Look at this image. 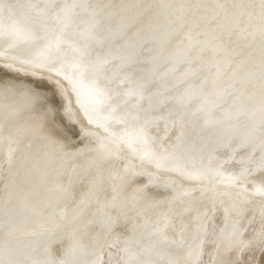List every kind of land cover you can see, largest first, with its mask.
I'll return each instance as SVG.
<instances>
[{
    "label": "bare ground",
    "instance_id": "obj_1",
    "mask_svg": "<svg viewBox=\"0 0 264 264\" xmlns=\"http://www.w3.org/2000/svg\"><path fill=\"white\" fill-rule=\"evenodd\" d=\"M177 1L179 2V0ZM73 3L88 4L89 2L88 0H0V62L12 66L17 64L18 66L15 67L30 73L45 74V76L48 75L58 83L69 101L74 105L76 109L75 111H78V115L80 117L78 120H80L81 124H85L87 126L89 125V127H85L84 129L92 131L93 127L94 129L96 127V129L104 133L105 136L110 137L111 139L114 138L117 142L125 145L128 152H130L133 156H136V158L139 157L142 159L147 165L154 168L163 163L164 167L171 165V167H174V170L176 169L174 171L175 173L178 171V177L182 178L181 174H186L185 172H187V167H190V165L187 164V159H180L177 157L176 153L180 152L178 147L181 144L179 146H175L179 136L175 135L173 130L176 129L178 131V124L186 121V111L190 108L192 110L201 101H198V98H196L198 95L196 93V89L185 90L179 100L173 103L174 107L179 106L180 108L178 109L182 110L179 115L177 114V117H175L173 113L168 116H161V113L168 106L166 100H163L165 97L161 93L158 95L156 92H154L156 93V96L151 94L147 97V93L150 89L146 91L147 89L145 88L146 90L144 91V89L142 90V86L143 84L151 81L150 79H152V75L148 73L146 77L144 76V78H142L143 72H140L141 74H139L136 65L133 66L134 62H132V60L136 61L134 60V57L135 55H138L137 53L140 51V49H138L139 47L131 49L130 53H128L130 51L129 50L127 53L124 52L125 54H109L106 47L104 50L102 47L109 43V41L113 38V35L100 33L101 27H99L100 25L98 26V23L100 22L98 17V7H100V1H96L95 4L92 5L96 8L97 12V15L95 16L94 31L90 28V24L92 23L90 18L93 16L91 10L78 8L75 10L77 15L74 16L71 21L63 19V14L57 5L63 6L64 4ZM213 9L214 10L211 12L210 19L216 23L214 25L205 22L201 23V28L198 29V37H196L197 32L186 33L185 40H183L182 45L178 46V48H176L177 46H174L173 57L175 59L172 56H169L172 58V62L177 65L178 60L184 59L183 57L186 56L187 50L195 46L198 42V46L195 47L199 49V51L203 50L204 54L207 55V61H216V68L214 69V72H212L215 76H219L221 71L225 69V66L233 60H236L235 58H238V55L239 58L241 57L248 61L249 58L246 59L248 56L246 54H248V51L250 53V50H253L254 47L257 48L254 49L257 51V55H255V53L252 54L256 57H250L249 55V57L253 59H249V61L252 60L250 63L257 64L261 58V48L264 43L262 42L258 44V38L255 37H253L252 40H249V36H247L244 31V34L241 31L242 33L240 32L237 34V38H235L236 35L234 36L233 33L235 30L231 27L236 24L237 26L240 24V26L245 27L246 23H249L252 20L249 21L248 19L242 17L240 18L242 22H239L233 18L234 10H229L226 15L225 11L223 15H218L216 13L215 15V6ZM163 10L165 9H161V11H159L162 13L166 12L164 13L166 17L175 13V18H169L179 20L183 14H185L187 6L181 7L180 3H178L177 6H173V11L171 9L169 11ZM159 11L158 13H160ZM201 20L203 21L204 18ZM258 22L259 20L252 24H259ZM161 25H164V30L162 32V35L164 36L161 37L158 45L154 46L156 47L155 50H159V48L164 45L163 43L168 40V35L166 34L172 25V22L168 19L167 23L162 21L159 22L158 25L156 24L158 27H161ZM191 27L192 26H190V28ZM222 28L224 30H221ZM152 30L155 31L156 29ZM236 30H238V28ZM58 37L61 38L59 48L56 47ZM49 45H51V47ZM241 48H245L247 51L244 53ZM121 51L123 50L121 49ZM221 52L223 55L214 59V57L217 56L216 54ZM57 54L60 57L59 59L56 58ZM81 55L84 59H86L90 68V71L86 72L84 75H81L78 69L72 67V65L79 63ZM22 61L23 63H21ZM41 63L46 67L52 66L59 69L60 75L55 76L45 69L34 67L35 64ZM81 67L83 66L81 65ZM134 69L137 71H134ZM133 73L135 76L139 75L134 77L132 76L134 75ZM166 73L167 72L164 74ZM65 76L72 77V80L69 81L68 79H65ZM178 77L180 78L178 79ZM178 77L177 82L181 81L183 78L180 75ZM77 80L80 81L79 84L76 83ZM162 81L164 82V80ZM263 86L264 85H262V87ZM161 88L163 89V87ZM259 88L261 89V87ZM262 95H264V92ZM262 98L264 97H261L260 99L262 100ZM260 99L259 102L263 103L264 99L263 101H260ZM4 103L7 105L5 106L7 111L5 112L8 113H6L4 118H2L6 120V123L2 122L0 124V162L3 160V163H6L7 173V170L9 169L8 166L14 155L13 152L16 149V140L25 137H38L39 134L35 131V129L33 131L29 130L27 125L22 122L19 116L13 115V112L18 110L17 108L6 100H4ZM209 107L212 106L209 105ZM185 109L187 110L183 111ZM197 110L199 111V109ZM150 111H155L154 114L157 112L159 113L158 115H152ZM189 113L190 112H188V115L191 114ZM215 128H217V126L213 129ZM188 129L187 132L190 130ZM209 131L211 130H208V132ZM234 135H237V133ZM251 136L252 138L255 137L254 135L244 138L239 136L242 138L239 139V137L235 138V136L231 140H227V142L225 141V147H220L219 151L214 152L218 153V155H213L214 159L212 162L203 163L202 165L200 161H197V163H200L201 166L198 167L199 164L195 165L196 180L199 181L201 179L205 183H212L221 188L210 192L206 191L204 194L197 192L196 190L195 194L193 193V190V194L190 196L184 198L183 196L181 198L177 196L178 199L174 198V202L172 203L158 202L156 205L150 204L144 208H140L141 204L139 195L145 192V188L140 187L132 194H129L130 197L118 200L120 207L116 206L117 208L115 210L118 215L108 228H106V224L103 223L105 218L101 217V215L97 212L96 206L99 204L96 205L98 202L95 203V201H97L100 196L101 198H105L107 201H114L118 199V197H109L113 196V194L117 191L118 187L121 185V177L126 175L128 172L122 173L118 180H116L112 173L111 177L113 181L109 183L107 188L105 186L104 189L103 183L105 182L106 177V163H109L107 161L109 158L107 156L108 152L103 147L99 146L100 148L96 147V149H92L93 147H91L89 151H81L74 157L70 156L68 158L66 156V158H64L66 159V162L67 160L70 161L71 158L74 160V162H72L73 167L70 170H67L69 169L68 162L64 164L65 167L63 165L65 169L63 168L62 172L61 169L60 171H51V166L44 170L37 168L36 172L39 171L42 175L41 179H48L47 175H51V179L49 178L51 183L49 190H45L44 192L47 191L45 194L42 193V198L40 194L39 197L41 199H37L40 202L36 201L35 205L25 203V205L27 204L28 209H25V206L21 207L22 209H18L17 211L13 209L15 211H13L14 215H9L10 219H7L6 216H2L3 214L1 211L3 203L8 201L11 196H16L18 199H15L22 202L29 193L31 194L36 192L38 185L36 181H34V172L24 175V177L18 182H16L14 178L13 184L17 185L16 188H12L10 191L4 190L1 202L0 245L2 244L5 246V242L8 238H12L15 241H11L8 249H0V260L7 259L12 261V264H44V262L49 258V253L52 252L56 255L57 259L66 260L67 264H72L70 262L79 264H95L98 262L99 264H115L117 260L124 257L126 252L130 255H134V258H139L149 254L147 250L150 249L154 253L151 256V262L149 258H143L141 261L143 260L148 262L149 260L150 263L154 262L157 264H186V262L193 257L195 258V264H204V259L206 260V258L202 257L207 255L210 257V260H213L215 263V259L219 254V251L222 250L221 248L226 249L236 245H242L243 243L241 241H243L246 245H242L244 250L239 257V260L243 263H246L245 261H258L260 260L261 253L264 250V213H260L259 210H252L255 213L253 215H257L256 217H250L252 215L250 213L245 216L246 207L238 204L234 208L232 201L234 200L233 202L237 203L239 202V199H242L245 204H249L250 199H244V195L239 194L240 192L234 196V193L232 195L224 193L233 200L231 198L230 200L229 197L220 198L218 193L219 190H221V192L222 190L228 192L225 188L236 185L237 187L239 186L242 188L245 195L247 194L256 198L260 197L264 199V193L258 191V189L264 188V165H260L261 167L257 170L255 169L254 171H250L249 176L247 175L246 177L243 176L241 169L247 163L252 164L253 161L246 162L240 167L241 173L237 176V168L239 169L237 163H243L240 156L248 152L249 142H246L244 145L239 144L247 141V138H250ZM34 144L33 146H35ZM106 144L108 143L106 142ZM46 148H48V146ZM261 148L262 147L259 146V148L256 149L257 151H260ZM110 151L113 150L111 149ZM205 151L207 150L203 149L199 152V155L211 158L212 156L210 155L205 156L207 155L205 154ZM210 151L207 153L210 154ZM54 155L56 154L54 153ZM191 155H193V153H191ZM261 155L263 156V154ZM105 156L107 158H105ZM110 157L112 156L110 155ZM197 158L200 157L197 156ZM263 158H259V160L263 162ZM204 161H206V159ZM114 162L116 163V161ZM56 163L53 164L55 165ZM115 165L117 167V163ZM113 167L111 169H113ZM203 167H208L207 173H203L205 171H203ZM134 168L135 167H133V171L135 170ZM169 169L171 171V168ZM242 177L247 178L246 181L243 182ZM258 177L259 179L255 180V178ZM201 180L200 182H202ZM114 183L116 186L113 188ZM236 186L234 187L236 188ZM10 187L12 186L10 185ZM186 187L187 186L185 185L184 189ZM177 192L178 191H176V193ZM87 194V198H84ZM81 196H84L83 199H80ZM152 200L154 201L153 198ZM12 203H14V201H12ZM15 204L16 203H14V206ZM212 204H218V206L215 207ZM220 206H222V208L224 207L222 214H220L223 216L222 218H225L224 216L226 215V220L224 221V219L221 218L224 223H219L218 226H213L216 229L213 231L215 232V236L212 241L210 240L209 243L208 241L203 242V237L208 235L207 233L210 230V219L212 217L214 219H219L217 211L220 210ZM76 207H79L77 208V212L73 210L75 211V214L63 223L62 220L64 219L66 212L69 209ZM229 208L231 212L228 211ZM211 211L215 212L213 216ZM225 211H228L227 214H224ZM26 214L29 221L30 219L32 220L30 223H28V221L21 223L22 219H20L19 216H26ZM107 214H111V212ZM38 215H43V217L39 219L37 218ZM109 216L108 219L110 218ZM111 217L113 218V216ZM254 223H256V225H254ZM104 232H106V236L102 237V239L98 242L99 246L96 249L92 248L93 252L87 251V249L93 245V242L91 244L93 238L96 237V240L99 239L100 233L102 234ZM44 237H48L46 238V240L48 239L47 244H45V247L40 252L36 249V247L38 246L39 240L44 239ZM144 238L145 240H142ZM253 248L254 250H252ZM188 253L189 255H187ZM197 253L199 254L197 255ZM206 264L208 263L206 262Z\"/></svg>",
    "mask_w": 264,
    "mask_h": 264
},
{
    "label": "rangeland",
    "instance_id": "obj_2",
    "mask_svg": "<svg viewBox=\"0 0 264 264\" xmlns=\"http://www.w3.org/2000/svg\"><path fill=\"white\" fill-rule=\"evenodd\" d=\"M96 1L97 2L100 1V7H98V9H99L98 17L100 20V22L98 23V26L100 25L99 27H101L100 33L106 34V35H111V34L113 35V38L109 41V43H107V45L103 46L102 49L104 50L106 47V50L109 54H115L116 55V54H120V53L125 54L129 50L130 51L128 53H130L131 49L139 47L138 49H140V51L137 53L138 55H135V57H134V60H136V61L132 60V62H134V64L132 62L131 63L133 64V66L136 65L139 74H141L140 72H143L142 78H144V76L146 77V75H148V73H150L152 75V79H150L151 81H149V83L143 84V86H142L143 87L142 90L144 89V91L146 89H147L146 91H148L149 89L151 90V91L150 90L148 91L147 97H148V95L150 96L151 94H154L156 96V93L158 95H159V93H161L165 97L163 100H166V103L168 106L161 113L162 115L160 114L161 116H168V115L173 113L174 116L177 117V114L179 115L182 112V110L178 109V108H180L179 106L174 107L173 103L175 101L179 100L180 96L183 94V92H185V90H189V89L195 90L196 89V93L198 94L196 98H198V101H200V100L201 101L192 110H191V108L189 110H187V109L183 110V111L187 110L186 114H185V117H187V118H185L186 121L184 123L178 124V126H179L178 131L176 129L173 130L174 134L179 136V138L177 139V141L175 143V146H179L181 144L178 147L180 149V152L176 153L177 157H179L180 159H182V158L187 159V161H188L187 164H189L190 167L188 166L187 172H185L186 174H181L182 178H179L178 177V171H176V173H175L174 171L176 169L174 170L173 169L174 167L173 166L171 167V165H168L169 167L168 166L164 167L163 166L164 163H163V164H160L159 166H156L155 168L151 167L150 165H147L142 159H140L139 157L136 158V156H133L130 152H128L126 149L127 147L125 145H123L120 142H117L114 138L111 139L110 137L105 136V134L98 131V129H96V127H95V129L93 127V129H92L93 132L90 130L84 129L85 127H89V125L87 126L83 123L85 125L84 126L81 124L80 120H78V118H80L78 115V111H75L76 109H75L74 105L69 101L66 94L62 91L61 87L58 85V83L54 79H52L48 75L45 76V74H36L35 73V75H32V73H30L28 71H25V70H22L18 67H15V66H18L17 64H14L15 66H12V65H8V64H4V63L0 62V124L2 122L6 123V120L2 119V118H4L5 114L8 113V112H5V111H7L5 106H7V105L4 103V100H6V101L10 102V104L13 105L15 108L18 109L15 112H13V115L19 116V118H21L22 122L27 125L29 130L33 131L35 129V131H37L39 134L38 137L37 136H34L32 138L25 137V138H19L16 140V142H17L16 149L13 152L14 155H13V158H12L10 164L8 162L9 169L7 170V173H6V168H7L6 163L5 162L3 163V160L0 162V208H1V202L3 199V195H4V190L10 191V190H12V188L15 189L17 186L16 184H13L14 178H15L16 182H18L24 177V175H27V174L34 172L33 173L34 179H35L34 181H36V183L39 185V186L37 185L36 192L31 193V194L29 193L22 202L18 201L17 200L18 198L16 196L15 197L11 196V197H9L10 199L8 201L3 203L1 212L3 214L2 216H6L7 219H10L9 215H14V213H13L14 210L17 211L18 209H22L21 207H23V206H25L24 207L25 209H28L27 204L35 205L36 201L40 202L39 200L42 198V195L47 192V191L46 192H44V191L49 190V188H50L49 186L51 185V183L49 181L51 179V175H47L48 179H41L42 175L39 173V171L36 172L37 168L44 170V169H47L51 166L50 167L51 171H53V170L60 171V169H61V172H62V169L65 167L64 164H66L68 162V164H69L68 168L69 169H67V170H70L73 167L72 162H74V160H73V158H71L70 161L67 160V162H66V159H64V158H66V156L68 158L70 156L74 157L76 154L80 153L81 151H89L91 149V147H93L92 149H96V147L97 148L103 147L108 152L107 156H108L109 160H107V161L109 163H106L107 169H106V174H105V176H106L105 182L103 183L104 189H105V186L107 188L109 186V183H111L113 181L112 177H111L112 173L115 176L116 180H118L120 178V176L122 175V173L128 172L126 175L121 177V179H120L121 185L118 187L117 191L114 193L116 196L113 194V196L109 197V198L118 197V199H116L114 201H112V200L107 201L105 198H101V196H100L97 199V201H95V203L98 202L96 205L99 204L98 206L94 205L97 207L96 208L97 212L101 215V217L105 218L103 223L106 224L105 225V226H107L106 228H108L110 226V224H112L113 220L118 215L117 211H115L116 208L120 205L118 203V200L130 197L129 194H132L133 192H135V190L139 189L140 187L145 188L144 189L145 192L141 193L139 195L140 204H141L140 208H144L145 206H148L150 204L156 205V204H158V202L172 203V202H174V198L178 199V197L181 198L182 196L184 198V197L190 196L193 193L196 194L195 190L197 192H201L202 194H204L206 191L210 192V191L217 190V189L221 188L218 185H214L212 183H209V184H208V182L205 183L201 179L200 180L202 182H200V180L199 181L196 180V175H195L196 174V171H195L196 166L195 165L199 164L198 167H200L201 166L200 163H202V165H203V163L212 162L214 159L213 155L214 154L218 155V153H214V152L219 151L220 147H225L227 140H231L235 136H236L235 138H237L239 136L242 138L250 136V135L255 136L254 138H252V136H251L250 138H247L248 139L247 141L242 142L243 144L242 143L239 144V145H244V144H246V142L247 143L249 142L248 143V152H246L240 156L243 163L242 164L237 163V165L239 166V169L237 168V176L242 172L243 176L247 177V175L249 176L250 171H252V170L254 171L255 169L257 170V169H259V167L264 165L263 164L264 163V158H263L264 157V147H263L264 146V101H263L264 98H262V100L260 99L261 97H264V95H262L264 92V90H263L264 86L262 87V85H264V78H263L264 77V47H263L264 44L263 45L261 44L262 45L261 49H262L263 54L261 53V58L257 64L256 63H250V61L253 60L250 57L251 56L256 57L252 53H255V55H257L256 54L257 51L254 50L257 48L254 47L253 50H250L251 51L250 53L248 51L247 52L248 54H246V55H248L246 59L249 58L252 60L249 61V59H248V61H247L241 57L239 58V55H238L237 56L238 58H235L236 60H233L232 62H230L229 64H227L225 66V69H223V71H221L219 76H215L212 73V72H214V69L216 68V61H214V60H213V62H209V60L207 61V55L204 54L203 50L199 51V49H197L195 47V46H198L197 45V44H199L198 42L196 43L195 46H193L192 48L187 50L186 56L183 57L184 59L178 60L177 65L174 64L172 62L173 61L172 58L169 57V56L173 57L174 46L175 47L177 46L176 48H178V46L182 45L183 40H185L186 33H189V32L196 33L197 32L198 34L196 33V37H198V35H199L198 29L201 28V25H202L201 23H204V22L205 23H211L212 25H214L216 23L215 21L210 19V15H211V12L214 10L213 9L214 6L216 8L214 14L216 13L218 15H223L224 11H225V15H226V13L229 10H231V8H228L227 10H225L224 7H221V5H224L226 3V0H222V1L221 0H179V2L177 0H138V1L137 0H102V1L101 0H91V1L88 0V2H89L88 5H93V4H95ZM237 1L239 2V0H237ZM227 2L231 3V0H227ZM244 2H247V0H244ZM135 3H137L138 5ZM178 3H180L181 7L187 6V10H186L185 14H183V16L179 20L172 19V18H175V16H176L175 13L170 14L169 16L166 17L164 14L166 12H164V13L160 12L161 9H165L166 11H169L170 9L172 10L173 6L174 7L177 6ZM164 4H166V5H164ZM165 10H163V11H165ZM158 11L160 13H158ZM169 17H172V18H169ZM202 18H204L203 21L201 20ZM168 19L170 20V22H172V25L171 26L169 25L170 28L166 34V35H168L167 36L168 40L165 41V43H163L164 45L161 46V48H159V50H155L156 47H154V46H157L158 43L160 42L161 37L164 36V35H162V32L164 30V25H161V27H158V26H156V24L158 25L159 22H162V21L167 23ZM207 19H209V20H207ZM251 20H252L251 22L246 23L245 27L240 26V24H239V26H237V24H236L235 25L236 27L231 26L232 29L235 30V31H233L234 36L236 35L235 38H237V34H239L241 31L242 32L244 31L245 34L247 36H249V40H252L253 37H255V38H258V44H260L262 42L264 43V29H262V27H261V21L257 17L252 18ZM253 20H255V21H253ZM257 20H259V22H258L259 24L256 23L253 25L252 23L256 22ZM154 24H155V26H154ZM190 26H192V27L190 28ZM240 27H242V28H240ZM223 28L221 30L225 29V28L224 29ZM237 28H238V30H236ZM152 29H156V30L154 31ZM244 32H243V34H244ZM258 44H257V46H258ZM98 48H100V47H98ZM121 49L123 51H121ZM118 50H119V52H118ZM241 50L244 53L247 51L245 48H241ZM202 55H204V56H202ZM216 55L217 56H215L214 59H216L219 56L221 57L223 54L221 52V53H217ZM249 55H250V57H249ZM151 60H152V62H151ZM154 61H155V63H154ZM135 62H136V64H135ZM6 65L10 66V67H5ZM138 65H140L141 67ZM138 67H140V68H138ZM15 69H19V72L17 73L16 71H14ZM142 69H143V71H142ZM135 70L136 69H134V71ZM165 72H167V73L164 74ZM138 75L135 76V74H134L132 76L137 77ZM179 75L182 76L183 78L181 81L177 82V80L180 78V77H178ZM153 77H154V79H153ZM177 77H178V79H177ZM162 80H164V82ZM260 84H261V86H260ZM7 85H22L25 88H32L33 91H37L39 93L40 99H39V101H34V100L30 99L28 96L21 94L20 92H9L6 90ZM161 87H163V89ZM259 87H261V89ZM174 88H176V89H174ZM257 88H259V89H257ZM167 90H169V91H167ZM154 92H156V93H154ZM259 94H261L262 96ZM168 96L169 97L171 96L170 99ZM259 99H260V101H263V103L259 102ZM261 104H262V106H261ZM209 105H211L212 107H209ZM195 109L196 110L199 109V111L198 110L196 111ZM45 112H47V118L46 119L44 116ZM154 112H151V114L152 115H158V113H159V112H157L156 114H154ZM188 112H190L191 114L189 113L190 115H188ZM200 112H202V113H200ZM192 115H194V116H192ZM75 117H77V118H75ZM202 121H203V123H202ZM79 122H80V124H79ZM221 122L222 123L224 122V123L222 124ZM225 122H226V124H225ZM189 124H190V126H189ZM191 124H192V127H191ZM216 126H217V128L213 129ZM187 129L189 130V132H187ZM208 130H211V131L208 132ZM88 131H90V132H88ZM96 131H97V134H96ZM230 132H232V133H230ZM236 133H237V135H234ZM244 134H245V136H244ZM102 135H103V137H102ZM190 135H192V136H190ZM186 136H187V138H186ZM199 137H201V138H199ZM240 137H239V139H242ZM210 139H211V141H210ZM105 141L108 144H106ZM33 144L35 146H33ZM252 145H254V146H252ZM47 146H48V148H46ZM49 146H51V147H49ZM117 146H119V147H117ZM175 146H174V148H175ZM259 146L262 148L260 151H257ZM35 148H36V150H35ZM53 149H54V151H53ZM111 149L113 151H110ZM203 149L207 150V151H205V154H207V155L204 154L205 156L210 155L212 157L210 158V157H204V156L199 155V152L202 151ZM37 151H38V153L40 151L42 153L40 152L38 154ZM209 151H210V154L207 153ZM54 153L57 156L54 155ZM57 153H59V154H57ZM191 153H193V155H191ZM261 154H263V156ZM110 155L112 157H110ZM197 156H199L200 158H197ZM105 158H107V157L105 156ZM259 158H263V162L260 161ZM135 159H137V160H135ZM201 159L203 160V162ZM205 159H206V161H204ZM239 160H240V158H239ZM58 161H59V163H58ZM114 161H116L117 167H116V165H115L116 163ZM197 161L198 162L200 161V163H197ZM250 161L251 162L253 161L252 164L247 163L246 165H244L246 162H250ZM261 162H262V164H261ZM53 163H56V164L54 165ZM132 163H133V165H132ZM134 163H135V165H134ZM110 164H111V166H110ZM140 164H143V165H140ZM63 165H64V167H63ZM144 165L146 166V168ZM21 166H23V167H21ZM206 166H208V165H206ZM241 166H243V168L241 169V172H240ZM252 166H254V167H252ZM112 167L114 170L111 169ZM133 167H135L134 171H133ZM128 168H129V170H128ZM169 168H171V171ZM192 168H194V169H192ZM203 168H204L203 171L205 170L203 173H207L208 167H203ZM122 169L125 171H123ZM112 171H115V172H112ZM109 172H111V173H109ZM5 173H6V178H5ZM119 173H121V174H119ZM35 174H37V175H35ZM107 174H109V175H107ZM183 177L185 180L183 179ZM242 178H243V182L246 181V179H247L245 177H242ZM39 179H41V180H39ZM258 179H259V177L255 178V180H258ZM45 180H46V182H45ZM116 180H115V182L117 183ZM10 185L12 187H10ZM185 185L187 187L184 189ZM115 186H116V184L114 183L113 188ZM234 186H236V185H234ZM234 186H229L228 188H225L228 190V192L227 191L225 192L223 190L221 192V190H219V192H218L220 195L219 197L220 198L221 197L222 198L223 197L228 198L229 196H226L225 194L232 195L234 193L233 194V196H234L240 192L239 194L244 195L243 196L244 199L245 198L250 199L249 204L248 203L245 204V202H243L242 199H239L238 200L239 202L234 203L233 202L234 200L231 197H229V199L231 198L233 200L232 205L234 206V208L238 204L243 205L244 207H246L245 216L250 213V214H252L250 217H252V216L256 217L257 216V215H253L255 213L252 210H259L260 213H264V199H262L260 197L256 198L254 196H250L247 194L245 195L241 187L238 186L239 187L238 188L236 186V188H235ZM191 188H192V191H191ZM193 190H194V192H193ZM230 190H231V192H230ZM176 191H178V192L176 193ZM189 191H190V193H189ZM185 192H186V194H185ZM40 194H41V198L39 197ZM55 194H58V193H55ZM122 194H123V196H122ZM87 196H88V194L86 195V197L81 196L80 199H83V197L87 198ZM89 196H90V192H89ZM174 196H176V197L178 196V197L176 198ZM15 198H17V199H15ZM152 198L154 199V201L152 200ZM37 199H39V200H37ZM100 199H102L103 202ZM146 200H148V201H146ZM12 201H14V203H16L15 206H14V203H12ZM101 202H102V204H101ZM25 203H27V204L25 205ZM218 204H220V203H218ZM218 204H212V205L217 207ZM77 208H79V207L69 209L66 212L62 222L64 223L69 218H71L75 214V211L77 212V210H78ZM9 209H10V211H9ZM219 209L220 210L217 211L218 212L217 215H218L219 219H214L213 217L210 219V225H209L210 230L207 233L208 235L203 237V239H202L203 242L208 241V243H209L210 240L212 241V239H214V236H215V232H213V231H215V229H216L213 226H218L219 223H222V224L224 223L223 220H221V218L223 217L221 214H222L224 207L222 208V206H220ZM73 210H75V211H73ZM228 211L231 212L230 208ZM110 212H111V214H107ZM225 212H224V214H227V212L226 213ZM214 213L215 212L211 211L212 216ZM4 214H6V215H4ZM219 215H220V217H219ZM108 216L110 217L109 219H108ZM111 216H113V218ZM42 217H43V215L37 216V218H39V219H41ZM224 217L225 218H222V219H224V221H225L226 215ZM19 218L22 219L21 223H25L27 221H28V223H30V221L32 220V219H30V221H29L27 214H26V216H24V215L19 216ZM254 225H256V223H254ZM105 234H106V232H104L102 234L100 233V235H99L100 238L97 240H96V237L93 238V240L91 241V244L93 242V245L90 248H88L87 251L93 252L92 248L96 249L99 246L98 242L102 239V237L106 236ZM46 238H48V237H44V239L39 240V243H38V246L36 247V249H38L40 252L45 247V244H47L48 239L46 240ZM12 240H14V239L8 238L7 241L5 242V246H3L2 244L0 245V249L1 248L2 249L3 248L8 249V247H10L9 245L11 244ZM142 240H145V238ZM241 242L246 245L245 242H243V241H241ZM242 245H236V246L229 247L226 249L221 248L222 250L219 251V254L217 255V257L215 259V263L213 260H210L209 256L206 255V256L202 257V258H206V260L204 259V264H206V262L208 264H213V263L214 264H264V250L263 249H262L263 251L261 250L262 253L260 256V260H258V261H255V262L245 261L246 263H243L241 260H239V257L241 256V254L243 253V250H244ZM39 246H40V248H39ZM252 250H254V248ZM188 251H189V249H188ZM147 252H149V254H147L146 256L139 257V258H134V255H130L126 252L124 254V257H122L120 260H117L115 264H157L154 262L150 263L151 262V256L154 253L150 249H148ZM196 252H197V250H196ZM198 254L199 253H197V255ZM187 255H189V253ZM143 258H149L150 262H149V260H148V262L143 261V260L141 261V259H143ZM70 263L79 264V263H74V262H70ZM95 264H99V262L95 263ZM186 264H195V258L192 257L189 261L186 262Z\"/></svg>",
    "mask_w": 264,
    "mask_h": 264
},
{
    "label": "snow or ice",
    "instance_id": "obj_3",
    "mask_svg": "<svg viewBox=\"0 0 264 264\" xmlns=\"http://www.w3.org/2000/svg\"><path fill=\"white\" fill-rule=\"evenodd\" d=\"M58 8H60L61 13L63 14V19L66 21H71L74 16L77 15L76 9H86L91 10L93 13V16L90 18L92 20V23L90 24V28L94 31L95 29V16L97 15L96 8L92 5L84 4V3H73V4H64L63 6L57 5ZM221 7H224L225 10L228 8H231L234 10V19L236 21L242 22L240 18L248 19L249 21L252 18L258 17L261 21V27L264 29V0H247V2H244V0H231V3H228L226 0V3L222 5ZM59 15V14H58ZM61 42V38H57V44L56 47L59 48V44ZM51 47V45H49ZM57 59H59V55L57 54ZM23 63V61L21 62ZM81 65L83 67H81ZM10 67V66H5ZM34 67L45 69L46 71L52 73L55 76L60 75V70L56 69L55 67L48 66L46 67L44 64H35ZM73 68H76L80 71L81 75H84L86 72L90 71L89 65L86 61V59L83 58L81 55V58L79 60L78 64L72 65ZM94 67V66H93ZM17 73L19 72V69H15ZM32 75H35V73H32ZM65 79H68L69 81L72 80V77L65 76ZM76 83H80L79 80L76 81ZM6 90L9 92H20L21 94H24L28 96L30 99L34 101H39V93L37 91H33L32 88H25L22 85H7ZM45 119L47 118V112L44 113ZM258 191L264 193V188L258 189ZM0 264H12V261L3 259L0 260ZM44 264H67L66 260L64 259H57L56 255L52 252L49 253V258L44 262Z\"/></svg>",
    "mask_w": 264,
    "mask_h": 264
}]
</instances>
